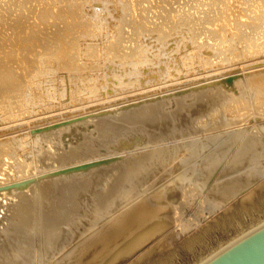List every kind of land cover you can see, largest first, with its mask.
Listing matches in <instances>:
<instances>
[{
    "label": "bare ground",
    "instance_id": "obj_1",
    "mask_svg": "<svg viewBox=\"0 0 264 264\" xmlns=\"http://www.w3.org/2000/svg\"><path fill=\"white\" fill-rule=\"evenodd\" d=\"M178 1L179 3H181L180 0H0V122L3 120L5 122L6 119L13 121L14 119H19V117H22L24 115L28 116L29 114L44 115L46 114V112L49 113L53 108L54 100L60 102V100L65 95H69V97L75 100L83 96L86 97V99L93 97L92 99L94 100L95 97H99L100 94L102 93L103 85H104L103 79L106 76L111 78V83L113 85L111 87H113L114 91H117L118 93V91L120 92L121 90L123 91L124 89H128V88L130 89L131 87L132 90H134L133 87L135 86L137 89L140 79L139 77H141V72L143 71L144 68H148L149 73L155 74L156 76L159 75L157 78L159 77L173 78L174 75L177 73L182 74L185 71V73L187 74L186 71L190 69H199L202 67L203 68L205 67L204 69H206V67L208 66L213 67L214 65H216V67L214 66L213 68L216 69L219 68L217 67L219 64H222V66H224L223 64H225L224 67H226L227 66L226 64L230 65V63L231 64L233 63V66L230 65L231 67H229L232 68L236 63H238L237 61L239 62L241 61L240 64L242 63L241 65H245L250 60L251 64L252 63H256V64L253 66L245 67V69L246 68L250 69L248 72H245L244 71L245 69L242 68V72L237 71L239 72L237 75L234 76L224 75L225 77L222 78V80L218 81L216 85H214V90L217 95L216 99L208 105L205 104V106H202L204 103L200 99L202 105L201 103L199 104V106L201 105L200 107H198L197 105L196 107L197 109H195V112H191L190 115L191 119L189 120V116H188L189 121H187L188 125L191 124L192 126V129L189 130L191 134H188V136L194 137L195 136L194 134L199 131L200 132L205 131L206 133H208L207 139L209 140L208 141L209 143L205 145L204 149L210 152V160L207 161L204 165L203 177L206 178L205 179L206 181H211L214 179V177H218L217 179H219V181L212 186L211 194L216 197H219L222 201L221 202L222 205L229 203L234 197H236L241 193L249 192L246 196L247 197L250 196L254 191V190L251 191L252 190L251 187L262 178V176H260V174L257 173L255 162L258 159L264 157V0H182L184 3L183 5L180 4L181 7L179 5H177L179 8L177 7L174 8L173 7L174 5L171 7L172 4H175ZM144 2H147L146 7H143L144 5H142ZM152 8H154L153 9L154 11L157 10L156 15L155 14H154L155 16L153 15L155 17L154 18L155 20L151 19L152 17L146 16V14L149 13V11L150 13L152 12ZM103 13H107L109 19L106 20V18L104 17L106 21L105 25L108 26L107 28H104L105 26L104 27L102 26L103 27V31H102V28L100 27L101 25H103L104 22L102 15ZM106 30H113L114 33L110 34L106 32ZM246 58H248V61L246 62L245 60L246 63L242 62L243 59ZM213 60H215V63L213 62ZM108 61L112 62L113 67L111 68L110 73L107 75L104 73L105 72L104 69ZM249 63L250 62H248V64ZM240 64L238 65L240 66ZM220 69L222 68H219V70ZM227 70L228 69L226 68L225 72H227ZM207 71L209 70H205V72ZM229 71H231V69ZM232 72L234 71L232 70ZM193 73H195V71ZM214 73H216V71ZM178 77H174V79ZM163 79L164 81H166L165 78ZM162 83H164L163 80ZM52 90L55 91L52 93ZM124 92H120V94L122 93L121 95L123 96ZM129 92H131V89L129 90ZM112 94H113V90H112ZM128 94L130 95V93ZM195 94L192 95L195 96ZM117 96H119V94H117ZM181 96L183 98L186 97L184 95ZM53 97H56V99H53ZM102 98L103 97L100 96V99ZM186 98L182 100L180 97V100H182L183 102ZM86 99L82 98L80 101ZM88 100L90 99L86 100V104L89 103ZM93 100H90V102L91 101L93 102ZM95 100L98 101L99 99L95 98ZM175 100L173 101V103L175 102ZM182 102L179 101L177 103L181 104ZM184 103L186 102L184 101ZM138 104L137 106H139ZM147 104L150 105L152 104V102ZM195 104L196 103H194V105ZM141 105L142 104L140 103V106ZM194 105L192 107H194ZM180 106L181 105H179V107ZM186 107L189 108L187 105ZM192 107L190 106L191 109ZM183 108H181L182 113L185 112ZM189 111L190 110H188V112ZM128 113H126L127 116L133 114V112L129 115ZM112 114H110V117ZM135 114L138 115V112H136ZM157 114L159 115V113ZM151 115L152 114H150V116ZM158 115L156 116V118L159 117ZM167 115L168 113L166 114V116ZM187 115L188 114L185 113V118H187ZM139 116L141 117L142 115ZM146 116H148V114ZM146 116L145 118L148 119ZM43 117H45V115ZM105 117L108 118L107 116ZM124 117L126 119V115ZM38 118H40L39 120H41L42 117H38ZM106 118H104V121ZM156 118L154 117V119ZM178 118L179 117H177V119ZM35 119L34 121L37 120ZM112 119L114 120V118ZM112 119L111 122H114L115 120L112 121ZM122 119L124 118L122 117L121 120L120 119L119 120L122 121ZM143 119L144 118H142V120ZM109 120L106 119V122L108 123ZM148 120L146 121L148 122ZM171 120L173 119L171 118ZM46 121L47 120H45V122ZM120 121L117 122H119V124H122V122L120 123ZM127 121L128 120H126V122ZM173 121L174 122L172 123V125L173 127H175V131H176L178 127H180L181 120L177 121L176 119H174ZM39 122L40 121H38V124ZM51 122L52 121H50V123ZM117 122L115 121L116 127H118L116 125ZM142 122H139L140 125H142ZM147 122L145 123L144 121L145 124L143 125H145V127ZM156 122H160V121L156 120ZM6 123H7L6 126L11 125L8 124V122ZM133 123L139 124L138 122H136V120ZM34 125L33 127L36 128V125L35 126ZM31 126L26 130L25 128L24 130L19 129L17 131L18 134L15 133L16 131L14 132L9 131V133L0 132V196L2 197L4 195H10V196L13 195V198H15L18 195H20L19 191L31 187L30 184L31 180H33L35 176L40 175V172H38L40 170L37 168L36 165L39 162L40 158L44 159L42 155L40 154L37 155L38 151H40V149L43 147L45 143L47 145L49 142L53 141L54 138L56 137L61 138L60 132L62 131H60V129H62V127H60V129L59 128L51 129V130L48 129L46 131L38 132V131H32V129H30L32 128ZM46 126L48 128L49 125ZM115 126L112 125V127ZM153 126L154 125H152V127ZM185 126L187 125H184V127ZM42 127L44 128L43 125ZM73 127L77 128L76 126ZM103 127H101V129ZM106 127L107 126H105V128ZM141 127L143 128V126ZM158 127H160L161 129V125H159ZM168 127L170 128L171 125ZM204 127H206L205 130H203ZM165 128L166 126H164V128L162 129ZM117 129L119 131L121 130V128H117ZM149 129L151 130V127L148 128L147 130H144L143 128V131H148ZM65 130H67V136L73 133L72 126H69V128L67 127ZM98 131L100 134V129ZM105 131L104 133H102L103 131H101L102 135L105 134ZM167 131L169 133V130ZM175 131L173 132V135L177 134ZM108 132L109 131H107V133ZM58 134L60 135V137L58 136ZM111 134H107V135L111 136ZM115 135H117V133L114 132V137H116ZM112 136L109 138L113 139ZM71 137L72 136H70V138ZM117 137H119V135ZM155 138L157 139L154 140H158V137ZM125 139L123 140L125 141ZM152 140L150 141L155 142L154 140L153 141ZM89 141L91 143L90 139ZM97 141H99L98 138ZM93 142L94 141H92V143ZM117 142L115 143V140L113 141V143L115 144H117ZM136 143L137 142L135 141L134 144ZM196 143L197 142H193L192 140L190 141V143L186 145V149L188 150V152H191V158L195 156L199 157L201 155L199 149H201L203 145L198 146L199 149L195 150L197 147ZM83 144L84 143H82V145ZM131 145L132 144L130 142L129 148H131ZM147 145L145 143V148L149 146ZM141 146H143V144L142 145L140 144V146L138 145L139 149ZM138 147L136 146V149ZM75 148L74 150H76ZM84 148H87V146L84 145ZM133 148L131 149L133 150ZM142 148H144V146ZM78 150L80 151L79 148ZM84 150L86 149H83V152L85 153L86 151ZM118 151L119 153H121L120 150ZM125 153L126 152L124 150V154ZM158 154L159 152L156 151L155 154L151 153L145 155L144 157L141 156V158L142 157L145 158L142 164L139 165V166L142 165L141 169L136 168V170H133L127 167L126 168L123 167L124 169L121 167L122 172L121 169L117 170L122 173V176L120 177L122 178V181L120 180V183L122 182V184L118 182V185L116 184L115 186H113L112 183L110 186V189L113 187L111 189L112 193L109 189L107 194H109L110 192L111 193L110 195L114 196V199H121L123 197L128 198L129 190L132 189L136 183L137 180L135 179L136 176L146 166L145 162L149 160L156 162V160L159 159ZM76 155L77 154H75V156ZM70 158L71 157H69L68 160ZM138 158L140 159L139 156ZM62 160L64 159L62 158ZM223 160H226L228 163L225 167H222ZM181 162L182 161H178L176 162V164H181ZM74 165H75V161H73V159L72 160L70 159V161L60 160L59 167L58 168L55 167L58 173H66L62 176L61 174L56 176L54 175L55 178L57 177L58 179V180L56 179L57 183L53 181L54 179L52 178L53 179L52 182L58 184V187L59 185H62V188L60 187L61 189L58 188L60 189L58 191L59 192L58 195L60 196L66 191L67 194H70L68 193L69 191L67 189L65 190V192H62L63 184L65 182L67 183V181L64 179L65 180L64 182L63 179L61 180V177L66 178L67 176L71 177L73 175L74 176L73 182L76 177V173L72 170L73 168L67 169L65 172H60L59 170H62L60 167L66 166L67 168H69V167H73ZM177 166L179 167L180 165ZM102 169L104 171L103 167ZM107 169L108 167H106V170ZM232 169H234L233 171H237V172L231 173ZM92 170H89V173L87 172V174L90 175L93 172ZM99 171L97 172L98 174L101 175L102 172L99 173ZM120 172L117 174H121ZM181 174L185 177V173H183V171L181 172ZM92 175L90 178L88 177L89 180L92 178ZM100 175L99 176L97 175L98 177H100L99 179L102 178ZM95 176L96 175L94 174L93 177ZM31 177H33V179L30 180ZM83 177H85L86 180H88V178L85 175ZM59 178L61 182L62 181L64 182L63 184L60 182ZM119 179H117V181H119ZM46 180H43V182H45ZM84 180L85 179H83V181ZM92 180L94 181L96 179L93 178ZM34 181L36 182L37 179L36 180L34 179ZM93 181L92 183H95ZM59 182L61 184H59ZM99 183H101L100 180ZM99 183L97 182L98 185H100ZM165 183L169 184L172 182L169 180ZM114 184H115V180H114ZM65 185H64L65 188L70 186V185L69 186L66 185L67 186L66 187ZM84 185L86 187L88 183ZM71 186H72V182H71ZM71 186L70 188H72ZM52 189L57 190L54 189V186ZM178 189L179 188L176 186L171 189V192L161 191L162 194L160 192L159 196L156 199L151 200L145 204H142L141 207L138 204H134L133 206H131L129 210L123 212L121 214V218L118 221V226L122 227L124 225V227L122 229H119V231L114 234L112 239H111V235L115 230L110 231L108 229H103L99 231L96 235L89 237L88 234H84V232L81 231L83 232V237L82 235H80L81 237H79V240L75 242L76 244H74L73 247L71 246L69 253H67L68 251L66 253L64 252L66 254V258L68 259L67 257L68 254H69V258L72 256L73 260L70 262V264H74V260L77 259L75 253L77 252L78 243L84 244V247L81 250L83 252L82 255L84 256L82 258L81 264H106V263L108 264L111 261V259L115 257L117 254L121 255V254L130 253L138 246H140V244L146 241L149 237H151L155 232L164 229L165 225L167 226L168 223L172 221L173 219L172 210L174 208L172 207V205H170V202L172 200L177 199V196L180 193L179 191H177ZM38 192H40V190ZM82 192H84V190ZM66 193L65 195L67 196ZM73 193L75 194V190L73 191ZM73 193H71L72 196H74ZM36 194L35 197L33 198L35 199L34 201L37 200ZM22 195L19 196L18 198L19 200H21ZM66 196L62 200L65 201V199L67 198V204H68V201L70 200ZM90 197H89L90 199L89 201L92 202L93 200H91ZM94 197H92V199ZM193 197L196 198L194 195ZM100 198L101 200L100 199L99 201L94 200L92 202L93 208L91 209L93 211L98 210L99 209L98 204H101L102 208L98 211L97 213L98 216L103 215V213L106 212L105 207L115 203L114 199L111 202L109 201L110 197L107 198L104 197L106 198L105 200L104 198L102 199V197ZM192 198L191 200H194ZM23 199L24 198H22V200ZM29 199L30 198H28V200ZM39 199L40 198H38V200ZM39 201L36 203L38 204ZM59 201H60L59 204H62L61 199ZM43 202H44V206L46 204H50L48 203V201L45 200ZM45 202L47 203L45 204ZM26 203L27 202H25L23 205H25ZM67 204L65 203V205ZM88 204H89L88 206H90V203ZM151 204L153 205V207H151L150 210L146 212L144 211L140 215L142 207ZM32 205L33 204H31V206ZM51 206H49V208ZM34 207L36 208V206ZM34 207L32 206V211L35 210ZM68 207L70 206L67 205L65 209ZM43 208L44 207L42 205L41 210L45 209ZM179 209L176 211L178 212ZM55 210L57 211L58 209L55 208ZM72 210L74 212L75 208H73ZM22 211L20 212L22 214L18 213L21 215V218L24 212ZM29 211L32 212L31 207ZM56 211H52L53 214ZM30 212L27 213L30 214ZM59 212H58V216H60ZM73 212L72 214L70 212L69 213L73 215ZM27 213L24 212L23 218L25 223H26L25 216L28 217ZM38 213L40 215L41 212ZM46 213L48 214V211H46ZM69 213L67 214L70 215ZM76 213L78 214V211ZM178 213L181 215L180 212ZM49 214L51 215V213ZM53 214L52 216H54ZM60 214L61 215L63 214L62 211L60 212ZM77 214L73 215V217L75 218ZM32 215L33 217H35L34 214ZM39 215L37 218H40L42 216L41 215L39 217ZM80 215H84V214H80ZM19 217L20 216H18L17 218ZM70 217H69V222L71 220ZM88 217L91 227H93L96 217H91L90 215ZM175 217L180 218L179 215ZM21 218L19 219L23 221V218L22 219ZM30 218H32V216H30ZM61 218L59 219V221L61 220ZM179 218L177 219L179 220ZM32 219H31V224L33 222ZM34 219H36V217ZM41 219L42 218H40L39 221ZM67 219L68 218H66V221L68 223ZM77 219L79 220L80 218ZM108 219H107L108 221L105 223V228L110 225H113L115 223L116 217L108 218ZM52 221H54V219ZM59 221L57 220V222ZM38 222H35L36 223L35 226L37 225ZM47 222L48 223L46 222L45 223L47 224V226H49L48 225L49 221ZM87 222L86 224L90 225ZM9 223L13 224V226L19 227V224L16 225L17 222L15 224L14 221L13 223L9 221ZM25 223H22L23 225L20 224V226L21 225L24 226ZM42 223L44 222L42 221ZM61 223L63 225L60 224V226H63V229L64 228L66 229V227L69 228V226L64 227L63 221H61ZM67 223L65 225H67ZM31 224H29L28 222L27 224L28 228L32 227L33 224L32 225ZM72 224H70L71 228H72L71 226ZM80 224L82 225V227H84V225L81 222ZM40 225L42 227V224ZM50 225H52V222ZM58 225L56 227H58ZM52 226H50L51 229H53ZM118 226H116L115 228H117ZM80 227L78 226V228L76 229L78 230ZM91 227L89 228L88 226L86 229L88 228L92 229ZM6 228L0 231L1 237L3 236L5 237L4 234L6 232L5 230ZM12 228L13 227H11V229ZM21 228L22 227H20V230ZM25 228H23L22 233H19L20 231L18 233L21 235L23 234L24 231H26L25 234L28 233L27 230H24ZM29 230L31 235L33 229H29ZM57 230H55L56 233ZM75 230L72 232L73 234L71 235L75 236L76 234L77 237V234L80 231L76 233ZM14 231L11 232L13 233V235H14ZM60 231L61 229H59V232ZM51 232L54 231L52 230ZM44 233L47 234L45 232V229H44ZM19 234L18 236L21 237V235ZM41 236L43 237V233ZM49 236H51V239L48 238ZM59 236L61 235L58 233L57 237L59 238ZM32 237H34V235ZM72 237L73 236H71V238L69 237L70 238L69 239L70 242L68 241L69 245L73 243L71 242ZM27 238H29V236H27ZM27 238L25 236V239ZM47 238L48 239L45 238L46 239L44 240L45 242L43 241L46 244L44 250L46 252L47 250L46 248L48 245L49 248L48 251H51L54 255L56 253H54V251H52L51 249L53 248L54 245L56 246V244L54 243V239L56 238V236L53 238V234L51 235L47 234ZM61 239L62 238H60V240ZM99 239H104V241L97 242ZM6 240H7L6 242L9 241L7 237ZM33 241H35V239H33ZM4 242L5 241H3V243ZM29 242L31 243V240ZM34 243L32 244L34 245V247H36L37 245L39 247V244L36 243H40V242H36L35 243L36 246ZM42 244L43 243H41V245ZM66 245L64 248H66ZM63 246L60 248L63 249ZM105 246L107 247L106 251L103 252L102 254H99L98 252L99 249H103V247ZM9 247H10V249H8L9 254H7L6 252L7 250L5 251L6 256L8 255L14 258L13 256L19 255L20 251L18 252V248H19L18 244H16V246L10 245ZM25 249L21 255L25 254L27 256L26 258H24L25 255L22 256L25 259L24 261L26 263H27L26 259H28V262H30L31 264L32 260L36 261V259L38 260L39 258H41L42 250L40 251V248L39 249L37 248L36 252L35 249L33 250L32 248L30 249L28 248V250L26 249L27 251H25ZM57 250L59 251V249ZM46 255L45 256L43 255L44 260L43 259L42 260L44 263L48 262L45 260ZM15 259L18 260L20 258H14V260ZM5 262H8V259H6V261L4 260V263ZM25 262H23L22 260V263ZM10 263H12V260L10 261ZM61 263L62 262H60L59 264ZM62 264H64V262Z\"/></svg>",
    "mask_w": 264,
    "mask_h": 264
},
{
    "label": "rangeland",
    "instance_id": "obj_2",
    "mask_svg": "<svg viewBox=\"0 0 264 264\" xmlns=\"http://www.w3.org/2000/svg\"><path fill=\"white\" fill-rule=\"evenodd\" d=\"M180 2L181 3H179V1H178L177 2L178 4L177 3L172 4L171 7L173 5H174L173 6L174 8H176V7L179 8L177 5H179L181 7L180 4L183 5L184 2L182 0H180ZM146 4H147V2H144L142 4V5H144L143 7H146L147 6ZM148 6H149V4H148ZM153 9L154 8H152V12L150 13V11H149V13H147L146 16L152 17L151 19L155 20L154 16L156 15L157 10L154 11ZM106 14L107 13L102 14L103 20H104L103 25H101V27H100V28H102V31H103L104 26H105L104 28H107V26H108V25H105L106 24L105 18H106V20L109 19L108 14L107 15ZM151 14H152V16H151ZM106 32H108L110 34L114 33L113 30H106ZM245 60L247 62L248 58L243 59L242 62L246 63ZM213 62L215 63V60H213ZM237 62L238 63L235 62L236 66L234 65V67H232V68H229V67H231L230 65L233 66V63L232 64L230 63V65L226 64L227 65L226 67H224L225 64H223L224 66H222V64H219L220 66L218 65L217 67L222 68V69H220L221 71L219 70V68H216V69L213 68L214 66L216 67V65H214L213 67L208 66V67H206V69H204L205 67L204 68L202 67L199 69H190L191 71L190 70L186 71L187 74L185 73V71L182 74L181 73L175 74L174 77H178V74H179L178 78L174 79V77L173 78L168 77L171 81L167 77L157 78L159 75L156 76L155 74L149 73L148 68H144L143 71L141 72V77H139L140 78L139 79L140 84L138 83V86H137L138 90L136 89V86H135V87H133L134 90H132V87L130 88L131 92H129V90H130L129 88L124 89L123 91L122 90L120 91V92L125 91L124 94L126 97L124 96V94H123V96H124L123 97L121 95L122 93L120 94L119 91H118V93H117V91H114V88L111 87V86H113L111 83V78L106 76L103 79V82H104L103 91L100 94V96H102L103 98L100 99L99 95H98L99 97L94 96L95 98L99 99L98 101H96L94 98V100H95V102H94V100L92 99L93 97L87 98V99L93 100V102L92 101L90 102V100H88L89 103L86 104L87 99L84 96L79 97L77 100H75V99H72L71 97H69V95H65L60 100V102H57V100H54V103H53L54 105L52 108L53 111L51 110L49 113L46 112V114H44L46 119H45V117H43L44 115H42V114L41 115L29 114L28 116L24 115L22 117H19V119H14L13 120L14 123L12 120H11L12 121L11 122L9 119H6L5 122H4V120L1 121L0 122V129H1L0 132L9 133V131L10 132L16 131L15 133L18 134L17 131L19 129L24 130V128H25V130H26L32 125L31 126L32 128H30V129H32V131H38V132L46 131L48 129L49 130L58 129V128L60 129V127H62V129L65 130L67 127L69 128V126H72L73 133L67 136V130L64 131V130L60 129V131H62V132H60L61 138L56 137L53 139V141L49 142L47 145L45 143L42 147L43 149L41 148L40 151H38L37 155L38 154L42 155V157L44 159L40 158V156H39L40 160L36 166L40 170V171H38V172H40V175L35 176L34 179L35 180L37 179V181H40L41 179H43V180L47 179L45 181L46 183L43 182V180H41L42 182L41 181L35 182L33 179V177H34L33 176L30 178V180L33 179V180H31V183H30L31 187L19 191L20 195L23 194L22 195V198H24L23 200L21 197H20L21 200L18 199L20 195H18L15 198H13V195L12 196L4 195L3 197L0 196V231L8 226L5 229L7 232V233L5 232V234H4L5 237L3 236L4 237L3 238L0 236V264H13V263L19 264V262H20V264H27V263L30 264V262H28V259H26L27 263L24 261L25 260L24 258H26L27 256L25 254H23V255H25V257L23 258L22 257L23 255H21L24 252L25 248L27 250H28V248L29 249L32 248L33 250L35 249V252L37 251V248L38 249L40 248V251L42 250L41 251V258H39L38 260L36 259V261L32 260L31 264H35V263L36 264H50V262H51V264H54V263L59 264L60 262H62V263L64 262V264L65 263L70 264V262L73 260L72 256L69 258V254H68V256H67L69 259L68 260L66 258L65 253L67 251H68L67 253L70 252L71 246L73 247L74 244H76L75 242L79 240V237H81L80 235H82V237H83V232H84V234H88V237H89V236L96 235L99 231H101L103 229H108L110 231L115 230L111 235V239H112L114 234L117 233L119 231V229H122L124 227V225L122 227L118 226V221L121 218V214L123 212L129 210L131 208V206H133L134 204H138L141 207L142 204H145L151 200L156 199L159 196L161 191L162 192H164V191H170L171 192V189L176 187V186L179 188L177 191H179L180 193L177 196L176 200H172L170 202V205H172V207L174 208L172 210L173 211L172 221H170L167 226L165 225L164 229H161V230H158L157 232H155L151 237H149L146 241H144L142 244H140V246H138L136 249H134L130 253L121 254V255L117 254L115 257H113L111 259V261L108 264H193L196 261H198L199 259H201L203 256H205L206 254H208L211 250H213L214 248L219 246L221 243H223L224 241L229 239L230 237L234 236L235 234H237L238 232H240L244 228L250 226L251 224L259 221L262 218H264V157L257 160L259 163L257 161L255 162V165L257 168V173L260 174V176H262V178L259 181H257L251 187L252 188L251 191L254 190L252 192V194L247 197L246 195L249 192L241 193V194L237 195L236 197H234L229 203L222 205L221 199L219 197H216V196L211 194L212 186L219 181V179H217L218 177H214V179L211 181H206L205 180L206 178L203 177L204 165L207 161L210 160V152L207 151L206 149H204L205 145L207 143H209L208 142L209 140L207 139L208 133H206L205 131L204 132L199 131V132L194 134L195 135L194 137L188 136V134H191V132L189 130L192 129L191 124L188 125V122H187L191 119V116H190L191 112H195V109H197L196 108L197 105H198V107H200L202 105L201 101H203V103H204L202 106H205V104L208 105L216 99L217 95H216V92L214 90V85H216L217 82L222 80V78H224L225 76L237 75L239 72H242V68L245 69V67L253 66L256 64V63L251 64L250 60L248 61L250 63L248 64V62H247V64H245V65H241L242 64V63L240 64L241 61L240 62L237 61ZM238 64H240V66ZM171 65H174V64H171ZM112 67H113L112 62L108 61L106 63V66H105V69H104L105 72L104 73L108 75L110 73V70ZM226 68L228 69L227 72H225ZM230 69H231V71H229ZM246 69L244 70L245 72H248L250 70V69H247V71H246ZM192 70H193V72L195 71V73H193ZM205 70H209V71L205 72ZM232 70L234 72H232ZM215 71H216V73H214ZM237 71H239V72H237ZM230 72H231V74H230ZM163 78H165L166 81H164ZM161 79L163 80L164 83H162ZM172 79H173V81H172ZM112 90H113V94H112ZM54 91L55 90H52V93ZM133 91H134V93H133ZM126 92L130 93V95ZM131 93H133V94H131ZM117 94H119V96H117ZM192 94H195V96ZM181 95H184L187 97V98L184 97V98H186L184 100L186 103H184V101L182 102V100L184 98ZM104 96H107V97H104ZM176 96H178V97H176ZM173 97L174 98L176 97L175 98L176 100ZM180 97H181V99L182 98L183 99L180 100ZM82 98H84L86 100L80 101ZM53 99H56V97H53ZM173 99L175 100L174 103H173V101H174ZM200 99H201V101H200ZM196 100H197V102H196ZM179 101L182 103L181 104L177 103ZM151 102H152V104H150V105L147 104V103H151ZM140 103L142 104L141 106H140ZM145 103H146V105H145ZM194 103H196V104L194 105ZM200 103H201V105L199 106ZM137 104L139 106H137ZM143 104L145 105V108H144ZM179 105H181L180 106L181 108L184 107L183 108V110L185 111L184 113H182V109L179 107ZM186 105L189 108H190V106L192 107L194 105V107H192V109L194 108L193 109L194 111L191 108L190 109L187 108ZM136 109H137V111H136ZM188 110H190V111L188 112ZM132 112H133V114H131ZM134 112L135 113L138 112V115L135 114ZM154 112H155V114H154ZM112 113L115 115V117ZM126 113H128V115L129 114H131V115L127 116ZM157 113H159V115ZM167 113H168V115L166 116ZM185 113L188 114L187 118H185ZM110 114H112L111 117H110ZM123 114L126 115V119L124 117L125 115H123ZM145 114L146 115L148 114V116H146ZM150 114H152V115L150 116ZM156 114L159 116V117H157L158 119L156 118V116H157ZM139 115H142L141 117L144 118L145 120L144 119L142 120V118ZM31 116H33L34 118ZM35 116H37V117H35ZM105 116H107L110 120L108 118H106ZM120 116H122L125 120L122 119V121H120L122 118ZM145 116L149 120L146 119ZM169 116L173 120L174 119H176L177 121L181 120L180 121V127H178V129L176 131H175V127H173V125H172V123L174 121L171 120V118ZM188 116H189V120H188ZM38 117H42L41 120L42 119H44V120L41 121V120H39L40 118H38ZM150 117H151V119H150ZM154 117L156 119H154ZM177 117H179L180 119L179 118L177 119ZM183 117H184V119H183ZM35 118L36 119L38 118L37 120L40 121L39 122V124L41 123L40 125L38 124V121ZM104 118L109 120L108 123L106 122V119L104 121ZM112 118H114V120L116 122L117 121H120V123L122 122V124H119V122H117L116 125L118 127H116L115 121ZM116 118L117 119L119 118L120 120L119 119L117 120ZM34 119L37 121V123H36V121H34ZM111 119L114 122H111ZM134 119L138 123L143 121L142 125H140V123L134 124L133 123V122H135ZM45 120H47V121L45 122ZM126 120H128L127 121L128 123L126 122ZM146 120H148V122ZM156 120L160 121V122H156ZM184 120H185V123H184ZM50 121H52V122L50 123ZM123 121H125V122H123ZM144 121H145V123L147 122V124L149 126L146 124V127H145V125H143V124H145ZM6 122H8V124H11V125L6 126V124H7ZM155 122L158 124V126L161 125V129H160V127L157 126V124ZM33 123L36 125V128L33 127V125H34ZM71 123H72V125H71ZM75 123H76V125H75ZM112 123H114V124H112ZM153 123H155V124H153ZM161 123H163L164 125ZM42 125L44 126V128L42 127ZM46 125H49L48 128ZM103 125H104V127H103ZM112 125H114L116 128L112 127ZM152 125H154V126L152 127ZM170 125H171V127L169 128L168 126H170ZM184 125H187V126L184 127ZM73 126H76L77 128H75ZM100 126L103 127L104 130H103V128L101 129ZM105 126H107L106 128L108 130L105 128ZM108 126H109V128H108ZM141 126H143L144 130H147L148 128L151 127V130L149 129L148 131H143V128ZM164 126H166V128L162 129V128H164ZM190 126H191V128H190ZM9 127H10V129H9ZM117 128H121V130L119 131ZM145 128H147V129H145ZM99 129H100L101 135L99 134V131H98ZM152 129H154L155 131ZM158 129H159V131H158ZM171 129H172V131H171ZM205 129H206V127L203 128V130H205ZM74 130H76V131H74ZM77 130H78V132H77ZM167 130H169V133ZM101 131H103L102 133H104V131H105V134L102 135ZM107 131H109L110 133L109 132L107 133ZM174 131L177 134L173 135ZM114 132L117 133V135H115L116 137L119 135V137H117V138L120 141H118L117 138L114 137ZM137 132L140 134H138ZM21 133H23V132H21ZM59 134H58V136L60 137ZM107 134H111V136L113 135L112 138L113 139L116 138V139H114L115 143L118 141L117 144H119V145L121 144V145L119 146V145L113 143L114 140L109 138L111 136L110 135L108 136ZM70 136H72V137L70 138ZM102 136H104L106 138V140ZM107 136H108V138H107ZM124 136H126V137H124ZM155 137H158V140H154V139H157ZM97 138L99 141H97ZM89 139L91 140V143H90ZM92 139H95V140H92ZM102 139H104V140H102ZM123 139H125V141ZM139 139H140V141H139ZM152 139L155 142H151L150 140H152ZM85 140H86V142H85ZM134 140L137 142L136 144H134L135 143ZM192 140H193V142H197L196 143L197 147L195 150L199 149L198 146L203 145V147L201 149H199V151L201 153V155L199 157L195 156V157L191 158V152H188V150L186 149V145L188 143H190V141H192ZM92 141H94L93 142L94 144L92 143ZM130 142L132 144L131 148H133L135 145L138 147V145L140 146V144L141 145L143 144L144 148H142L143 146H141L140 149L138 147L137 148L138 150H137L136 146H135L132 150L131 148H129ZM82 143H84V144L82 145ZM126 143L128 144V146ZM145 143H146V145L147 144L149 145V146L147 145L148 147H146V148H145ZM79 145L82 147H80ZM84 145H86L87 148H84ZM116 145L118 146V148ZM76 146H78V147H76ZM74 148L76 150H74ZM78 148L80 149V151L78 150ZM83 149H86V150H84V151H86L85 153L83 152ZM134 149H135V151H134ZM118 150H120L121 153H119ZM124 150L126 152L125 154H124ZM117 151H118V153H117ZM156 151L159 152V154H158L159 159L156 160V162L152 161V160L145 162L146 166L136 176V178H135V179H137L136 183H135L134 187L129 190L128 198L123 197L121 199H114V196L110 195L112 193L111 189L113 188L112 187L110 189V186L112 183H113L112 184L113 186H115L116 184L118 185V182L120 183V180L122 181V178H120L122 176V173H121L122 168L127 167V168H130L133 170H136V168L141 169L142 165L141 166H139V165L142 164V162L145 160V158H143V157L147 154H151V153L155 154ZM77 152H79V153H77ZM81 152H82V154H81ZM122 152H123V154H122ZM75 154H77V155L75 156ZM138 156L140 157V159L138 158ZM141 156H143V157L141 158ZM69 157H71L70 158L71 160L73 159V161H75V165L73 167H69V168H67L66 166L60 167L62 170H59V171L65 172L67 169L73 168L72 170L76 173V177H78L79 179L75 177L74 182H73V177H74L73 175L71 176L72 179L70 176H67L70 178H67V177L62 178L61 177V180L63 179L64 182H65V180L67 181V183L66 182L64 183L63 181L61 182V180L59 178L60 182L62 184L64 183L63 184L64 190L62 189V192H65V190L67 189L69 191L68 193H70V194H67L66 193L67 191H66L65 193L67 194V196L65 195V193H63V194L60 193L61 196L63 195L61 197L60 195H58L59 194L58 191L62 188V185H59V187H58V184H55L54 182H52V180L54 179L53 181L56 182V179H57V177L55 178L56 175L61 174V176H62L64 174H66V173H58L56 171L57 169H55V167H57V168L59 167L60 160L61 161H65V160L70 161V159L68 160ZM62 158L64 160H62ZM178 161H182L181 164H176V162H178ZM227 164H228L227 161L223 160L222 167H225ZM177 165H180V166L178 167ZM102 167L104 168V171H103ZM106 167H108L107 170H106ZM120 169H121V172L117 171ZM89 170L93 171V172L91 171L92 173L90 175L87 174V172L89 173ZM233 170L234 169L231 170V173L237 172V171H233ZM95 171H96V173H95ZM97 171H99V173L102 172L101 175L98 174ZM182 171H183V173H185V177L181 174ZM119 172L121 174H117ZM94 174L96 175L95 177H93ZM84 175L87 178L88 177L90 178L92 175V178L90 180L88 178V180H89L88 181V180H86L85 177H83ZM97 175L98 176L100 175L102 178L99 179L100 177H98ZM3 178H5V177H3ZM93 178L96 180L93 181L92 180ZM48 179H49V181H48ZM69 179H70V181H69ZM83 179H85V180L83 181ZM117 179H119V181H117ZM215 179H217V180H215ZM99 180L102 183V185H101V183H99ZM114 180H115V184H114ZM169 180L172 183H169V184L165 183ZM92 181L95 183H92ZM60 182H59V184H61ZM71 182H72V186H71ZM80 182H81V184H80ZM97 182L100 185H98ZM53 183L56 185V187ZM73 183H74L75 187H74ZM86 183H88V185L85 187L84 184H86ZM65 184L67 186L70 185L72 188H70V186L67 187ZM79 184H80V186H79ZM120 184H122V182ZM64 185L67 188H65ZM53 186H54V189H57V190H53L52 189ZM81 186L84 188H82ZM58 188H60V189H58ZM78 188H80V189H78ZM72 189H73V191L75 190L76 195L73 193ZM109 189H110L111 193L109 192V194H107ZM114 189H115V187H114ZM39 190H40V192L41 191L42 192L41 193L38 192ZM76 190L79 192H77ZM83 190H84V192H82ZM54 191L55 192L57 191V192L55 193ZM70 191H72V192H70ZM36 192H37V194H36ZM162 192H161V194H162ZM71 193H73L74 196H72ZM104 193H106L108 196ZM35 194H36V199H37L36 201H34L35 199H33L35 197ZM55 195H56V197H55ZM193 195L196 198H194ZM65 196L68 197V199L70 200V201H68V204H67V198L65 199L66 202L64 200H62V199H64ZM94 196H96V197L98 196V197L96 198ZM59 197L62 201L61 203L62 204L64 203L63 205L59 204V202H60ZM89 197L93 201L94 200L99 201V199L101 200L100 197H102V199L104 197H106V198L110 197L109 201L111 202L114 199L115 203L110 204L107 207H105L106 212L103 213V215L98 216L97 213L102 208V205L98 204L99 205L98 210H94V211L91 210L93 208V204H92L93 201L92 202L89 201L90 200ZM92 197H94V198L92 199ZM28 198H30L31 201H30V199L28 200ZM38 198H40L39 199L40 201L38 200ZM42 198H44V199H42ZM72 198L74 199V202H73ZM106 198H104V200ZM191 198L194 200H191ZM41 199H42V202H41ZM44 200L48 201V203H50V204H46L47 202H45V204L47 205V206L45 205L46 207L44 206V202H43ZM55 200H57V201H55ZM38 201H39V203H38L39 205L36 203ZM71 201H72V203H71ZM25 202H27V203L25 205H23ZM29 202H30V204H29ZM40 202H41V204L43 203L42 205L45 208V209L43 208L45 211L41 210L42 205L40 204ZM65 203L68 206H70V207H68L70 209H68V208H66L67 210L65 209V207L67 206V205H65ZM88 203H90V206H88L89 205ZM31 204H33L32 205L33 207L36 206V208L34 207L35 210H33L35 212L32 211ZM37 205H38V207H37ZM60 205H62V206H60ZM49 206H51V207L49 208ZM30 207H31V211L33 213L29 211ZM151 207H153L152 204L147 205V206L145 205L144 207H142L140 215L144 211L146 212V211L150 210ZM46 208H47V210H46ZM55 208L58 209L57 210L58 212L60 210L62 211V213H63L62 215L60 214L61 211L59 212V215L61 217L63 216L62 218L60 216H58V212L55 210ZM73 208H75L74 212L72 210ZM22 209L25 213L30 212L31 215L27 213L28 217L27 216H25V217L28 220L29 224H31V219L33 218L32 219L33 225L31 224L33 228L32 227L28 228V225H27L28 222L26 219H25V221L27 224L24 222V218H23L24 212L22 211ZM178 209H179L178 212H180L181 215L176 211ZM20 210L23 212V216H22L23 221H21L19 219V218H21L20 214H22V213H20L21 212ZM36 210L38 212H41L40 215ZM42 211H43L44 216L42 214ZM46 211H48V214L46 213ZM52 211H56V212H54V214H53ZM66 211H67V213L70 212L71 214L73 212V215H76L77 214L76 212L78 211V214L74 218L73 215H71L69 213L71 215V217H73V218H71L70 215H68L66 213ZM18 213H20V214H18ZM45 213L47 215H50L49 213H51V215L47 216ZM176 213H178V214H176ZM32 214L35 215L36 219H34L35 217H33ZM37 214L39 215V217L42 215L40 218H42L41 220L44 223L45 222L48 223L47 221H49V224H48L49 226H47L46 223L45 224L42 223L41 220L39 221L40 218H37L38 217ZM52 214L54 216H52ZM80 214H84V215H80ZM87 215L88 216L90 215L91 217H96V220H95L93 227H91L90 221L88 220L89 217ZM178 215L180 216V218L175 217ZM18 216H20V217L17 218ZM30 216H32V218H30ZM46 216L49 218V220ZM59 217L61 218L60 221H59V219H60ZM69 217L73 221L72 222L70 220V222H72L74 224L69 222ZM82 217L83 218L85 217V218L83 219ZM86 217H87V219H86ZM113 217H116L115 223L113 225H110V226L105 228V223L109 220L108 218H113ZM14 218H16V219H14ZM66 218H68L67 220H68L69 224L67 223ZM77 218H80V219L78 220ZM81 218H82V220H81ZM177 218H179V220ZM53 219H54V221H52ZM12 220L15 222V224L17 222L16 225L19 224V227L13 226V224H10L9 221H11L13 223ZM57 220L59 222H57ZM75 220H76V222H75ZM77 220H78V223H77ZM87 220H88V222H87ZM50 221L52 222L53 226L50 225L51 224ZM61 221H63L64 227L69 226L70 230L68 227H66V229L65 228L63 229V226H60V224H62ZM64 221H66V222H64ZM35 222H38L36 225L37 227L35 226V224H36ZM80 222L84 225V227H82ZM86 222L89 223L90 225H87ZM22 223H25L27 226L25 224H24V226H22L23 225ZM56 223H57V225L59 224L58 227H56L57 226ZM66 223H67V225H65ZM20 224H22V225L20 226ZM40 224H42V227ZM70 224H72L71 225L72 228L70 227ZM50 226H52L53 229H51ZM78 226L79 227L81 226V227L77 230L76 228H78ZM86 226L87 227L89 226V228L91 227L92 229H89V228L86 229L87 228ZM116 226H118V227L115 228ZM11 227H13L12 228L13 230L11 229ZM20 227H22L21 230H20ZM25 227L28 229H26ZM23 228H25L24 230H27L28 233L25 234L26 231H24L22 234L23 236H22L19 233H22ZM43 228L45 229V232L48 235L53 234V238L56 236V238H55L56 240L54 239V243L56 244V246L55 245L54 246L56 249L54 248V246L51 249L52 251H54V253H56V254H54L55 256L53 255V253L51 251H48L49 250L48 245L46 248L47 249L46 252L44 250V247L46 245L44 243L45 242L44 240H46L48 238L51 239V236H49L47 238V234L44 233ZM49 228H50V230H49ZM82 228H84V229H82ZM29 229H33V231L31 232V235H30ZM39 229L41 230V232ZM46 229H48V230H46ZM54 229L57 230V233ZM59 229H61L60 232H59ZM85 229H86V231H85ZM11 230L12 231L15 230L14 235H13V233H11L12 232ZM52 230L55 233L51 232ZM74 230L76 231V233H78V231H80L79 232L80 234L78 233L77 237H76V234H75V236L71 235V234H73L72 232ZM81 231H83V232H81ZM36 232H38V233H36ZM42 233H43V237L41 236ZM58 233L61 235V236H59V238L57 237ZM6 234H8V235H6ZM18 234L21 235V237L18 236ZM24 234H25L26 238H27V236H29V238L25 239ZM16 235H17V238H16ZM33 235H34V237H32ZM71 236H73L72 241H71L73 243L69 245L68 241L70 242L69 239L71 238ZM6 237L9 240L8 242H6L7 241ZM60 238H62L61 239L62 241L60 240ZM16 239H17V241H16ZM21 239H24V240H21ZM33 239H35V241H33ZM25 240H28V241H25ZM30 240H31V243L29 242ZM3 241H5L4 242L5 244L3 243ZM101 241H104V239H99L97 242H101ZM34 242L35 243L40 242V243H36V244H39V247H38V245L36 246V244ZM33 243L35 244L36 247H34V245H32ZM41 243H43L42 244L43 246L41 245ZM16 244H18V247H19L18 252L19 251L20 252H19V255L13 256V257L14 258H20V259H18L20 261H18L17 259L14 260V258H12V256H8V255L6 256V252H7V254H9V252H8V249H10L9 246L10 245L16 246ZM63 244H64V246H63ZM66 244H68V245H66ZM61 245L63 246V249L60 248V247H62ZM65 245H66V248H64ZM83 247H84V244L78 243L77 252L75 253L77 256V259L74 260V264H81L82 263V258L84 256L82 255L83 252L81 250L83 249ZM106 248L107 247L105 246V247H103V249H99V251H98L99 254H102L103 252H105ZM26 249H25V251H27ZM57 249H59V251ZM63 253L65 256L63 255ZM46 254H48V255H46ZM43 255L44 256L46 255L45 260L48 261L47 263L43 262V260H44ZM4 256L6 259H8V262L4 263V260L6 261ZM8 257H10V258H8ZM21 257H22V259H21ZM58 259H59V261H58ZM11 260H12V263H10ZM22 260L25 263H22ZM16 261H18V262H16Z\"/></svg>",
    "mask_w": 264,
    "mask_h": 264
},
{
    "label": "water",
    "instance_id": "obj_3",
    "mask_svg": "<svg viewBox=\"0 0 264 264\" xmlns=\"http://www.w3.org/2000/svg\"><path fill=\"white\" fill-rule=\"evenodd\" d=\"M193 264H264V218L230 237Z\"/></svg>",
    "mask_w": 264,
    "mask_h": 264
}]
</instances>
